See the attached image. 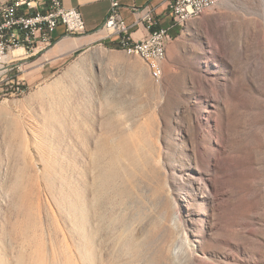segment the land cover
Masks as SVG:
<instances>
[{"label":"rangeland","instance_id":"1","mask_svg":"<svg viewBox=\"0 0 264 264\" xmlns=\"http://www.w3.org/2000/svg\"><path fill=\"white\" fill-rule=\"evenodd\" d=\"M262 3L188 22L160 85L92 46L2 86L0 264H264Z\"/></svg>","mask_w":264,"mask_h":264},{"label":"built area","instance_id":"2","mask_svg":"<svg viewBox=\"0 0 264 264\" xmlns=\"http://www.w3.org/2000/svg\"><path fill=\"white\" fill-rule=\"evenodd\" d=\"M109 1L110 8L102 30L109 38L117 36L118 44L126 46V54L143 55L151 70V82L160 85L170 34L167 30H152L155 20L154 9L150 5L132 7L131 13L140 15L138 22L145 24L149 33L140 41L131 40L128 28L119 14L118 0ZM217 5L218 0H168L167 10L176 25L178 19L199 15L200 9ZM58 26H63L66 34L71 36L85 33L80 12L73 8L65 9L62 0L33 1L0 18V88L5 86L10 93L25 88V82L13 75L20 72L24 61L54 45V33ZM17 49L22 50V53L13 55L12 52Z\"/></svg>","mask_w":264,"mask_h":264},{"label":"crops","instance_id":"3","mask_svg":"<svg viewBox=\"0 0 264 264\" xmlns=\"http://www.w3.org/2000/svg\"><path fill=\"white\" fill-rule=\"evenodd\" d=\"M118 2L119 14L133 41L144 39L149 31L145 24L138 22L140 15L131 13L132 7L141 8L150 5L154 9L155 20L152 30H167L171 36L170 41L178 36L184 27L186 28L188 22L197 20L193 19L184 24L175 25L167 10L168 0H118ZM62 5L65 9L73 8L80 12L85 25V33L80 36H71L66 34L63 26H58L54 33V45L45 52L24 61L20 66V72L15 75L27 85L41 83L49 76L60 73L72 53L77 50L92 46L117 50V36L109 38L102 30L110 8L109 0H62Z\"/></svg>","mask_w":264,"mask_h":264},{"label":"bare ground","instance_id":"4","mask_svg":"<svg viewBox=\"0 0 264 264\" xmlns=\"http://www.w3.org/2000/svg\"><path fill=\"white\" fill-rule=\"evenodd\" d=\"M33 1H42V0H16V1L10 2L5 8L0 10V18L8 16L10 12H12L15 9H17L19 6H22L24 4H29L30 2H33ZM262 2H263L262 4L264 5V0H262ZM211 9H212V7H209V8H206V9H200L199 10V15H189V16H187V18L178 19V22L176 24H184L187 21H190V20H193V19H198V18H200L202 15H204L206 12H208ZM117 49L122 51V52H124V53H126V46H123V44H118ZM20 53H22V50H20V49L14 50L12 52L13 55H19ZM129 55H133V54H129ZM134 56H138L143 61L148 63V60H145L143 55H134ZM26 89H27V84H25V88L24 89L16 90L13 93H15L17 95H20V94H23Z\"/></svg>","mask_w":264,"mask_h":264},{"label":"trees","instance_id":"5","mask_svg":"<svg viewBox=\"0 0 264 264\" xmlns=\"http://www.w3.org/2000/svg\"><path fill=\"white\" fill-rule=\"evenodd\" d=\"M116 47H118V45L116 44ZM117 49V48H116Z\"/></svg>","mask_w":264,"mask_h":264}]
</instances>
